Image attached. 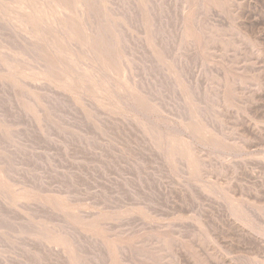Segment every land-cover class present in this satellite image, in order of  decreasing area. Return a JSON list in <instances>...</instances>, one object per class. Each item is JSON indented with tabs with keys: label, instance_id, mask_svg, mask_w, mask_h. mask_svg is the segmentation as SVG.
Here are the masks:
<instances>
[{
	"label": "rangeland",
	"instance_id": "obj_1",
	"mask_svg": "<svg viewBox=\"0 0 264 264\" xmlns=\"http://www.w3.org/2000/svg\"><path fill=\"white\" fill-rule=\"evenodd\" d=\"M84 1L0 0V264H264V0Z\"/></svg>",
	"mask_w": 264,
	"mask_h": 264
},
{
	"label": "bare ground",
	"instance_id": "obj_2",
	"mask_svg": "<svg viewBox=\"0 0 264 264\" xmlns=\"http://www.w3.org/2000/svg\"><path fill=\"white\" fill-rule=\"evenodd\" d=\"M9 1H10V0H9ZM11 1H12V0H11ZM42 1H43V0H42ZM69 1H71V0H69ZM83 1H84V0H83ZM93 1H94V0H93ZM3 2H4V1H3ZM57 2H58V1H57ZM72 2H74V1H72ZM85 2H86V1H84V4L87 5V4H86L87 2H86V3H85ZM91 2H92V0H89V3H91ZM26 3H27V2H26ZM31 3H32V2H31ZM45 3H46V2H45ZM65 3H66V2H65ZM80 3H81V2H80ZM94 3H96V1H95ZM7 4H9V3L7 2ZM22 4H24V3H22ZM43 4H44V3H43ZM51 4H52V3H51ZM57 4H58V3H57ZM25 5H26V4H25ZM33 5H34V4H33ZM33 5H32V6H33ZM59 5H60V4H59ZM64 5H65V4H64ZM81 5H82V4H81ZM89 5H90V4H89ZM7 6H8V5H7ZM10 6H11V5H10ZM20 6H21V5H20ZM28 6H29V5H28ZM55 6H56V5H55ZM60 6H61V5H60ZM67 6H68V5H67ZM71 6H72V5H71ZM93 6H95V5L93 4ZM93 6H92V7H93ZM102 6H103V5H102ZM1 7H2V6H1ZM26 7H27V6H26ZM56 7H57V6H56ZM86 7H88V6H86ZM90 7H91V6H90ZM95 7H96V6H95ZM54 8H55V7H54ZM12 9H13V8H12ZM18 9H19V8H18ZM29 9H32V8H29ZM68 9H69V8H68ZM72 9H73V8H72ZM8 10H9V9H8ZM70 10H71V9H70ZM76 10H77V9H76ZM9 11H10V10H9ZM11 11H12V10H11ZM13 11H14V10H13ZM72 11H74V10H72ZM77 11L79 12V9H78ZM77 11H76V12H77ZM1 12H2V11H1ZM25 12H26V10H25ZM78 12H77V14H79ZM90 12H91V8H90V11L87 12V13L89 14ZM19 13H20V12H19ZM65 13H66V12H65ZM67 13H68V12H67ZM72 13H73V12H72ZM97 13H98V12H97ZM25 14H27V12H26ZM25 14H24V15H25ZM90 14H91V13H90ZM95 14H96V13H95ZM3 15H4V14H3ZM5 15H6V14H5ZM5 15H4V16H5ZM18 15H19V14H18ZM44 15H45V14H44ZM98 15H99V14H98ZM105 15H106V14H105ZM91 16H92V15H90L89 17L91 18ZM102 16H103V15H102ZM102 16H101V17H102ZM6 17H7V16H6ZM64 17H65V16H64ZM3 18H4V17H3ZM10 18H11V17H10ZM27 18H28V17H27ZM29 18H30V17H29ZM32 18H33V16H32ZM36 18H37V16H36ZM74 18H75V17H74ZM98 18H99V17H98ZM98 18H97V19H98ZM102 18H103V17H102ZM105 18H106V17H105ZM30 19H31V18H30ZM34 19H35V17H34ZM37 19H38V18H37ZM93 19H94V18H93ZM103 19H104V18H103ZM2 20H3V19H2ZM4 20H5V18H4ZM68 20H69V19H68ZM74 20H75V19H74ZM84 20H86L85 17H83V21H84ZM94 20H96V18H95ZM107 20H108V19H107ZM148 20H149V19H148ZM186 20H187V19H186ZM5 21H7V20H5ZM8 21H10V20H8ZM8 21H7V22H8ZM17 21H19V20H17ZM29 21H30V20H29ZM34 21H36V20H34ZM40 21H41V20H40ZM62 21H63V20H62ZM89 21H90V20H89ZM99 21H100V20H99ZM109 21H111V20L109 19ZM187 21H188V20H187ZM36 22H37V21H36ZM49 22H50V21H49ZM84 22H86V21H84ZM91 22H92V21H91ZM94 22H95V21H94ZM102 22H103V20H102ZM111 22H112V21H111ZM1 23H2V22H1ZM3 23H4V22H3ZM10 23H11V22H10ZM58 23H59V22H58ZM58 23L56 22L55 24H58ZM61 23H63V22H61ZM69 23H70V22H69ZM86 23H87V22H86ZM12 24H14V23H12ZM34 24H35V23H34ZM40 24H41V23H40ZM71 24H72V23H71ZM87 24H88V23H87ZM97 24H98V23H97ZM103 24H104V22H103ZM109 24H110V23H109ZM4 25H5V24H4ZM4 25H3V26H4ZM15 25H16V24H14V27H15ZM58 25H59V24H58ZM64 25H65V24H64ZM84 25H86V24L84 23ZM94 25H95V24H94ZM100 25H101V23H100ZM187 25H188V24H187ZM12 26H13V25H12ZM33 26H35V25H33ZM37 26H38V25H37ZM40 26H42V25H40ZM40 26H39V27H40ZM56 26H57V25H56ZM74 26H75V25H74ZM86 26H87V25H86ZM86 26H85V27H86ZM103 26L105 27V24H104ZM107 26H108V25H107ZM5 27H6V26H5ZM5 27H4V28H5ZM9 27H10V26H9ZM35 27H36V26H35ZM47 27H48V26H47ZM75 27H76V26H75ZM18 28H19V27H18ZM43 28H44V27H43ZM52 28H53V26H52ZM56 28H57V27H56ZM58 28L61 29V27H58ZM64 28H65V27H64ZM78 28H79V27H78ZM78 28H77V30H78ZM82 28H83V27H82ZM184 28H185V27H184ZM193 28H194V27H193ZM195 28H196V27H195ZM9 29H10V28H9ZM11 29H12V28H11ZM20 29H22V28H20ZM44 29H45V28H44ZM50 29H51V28H50ZM71 29H72V28H71ZM86 29H87V31H88V28H86ZM5 30H6V29H5ZM27 30H28V29H27ZM46 30H47V29H46ZM53 30H56V29L53 28ZM57 30H58V29H57ZM64 30H65V29H64ZM97 30H98V29H97ZM97 30L95 29L96 33H97ZM106 30H107V29H106ZM188 30H189V28H188ZM7 31H8V29H7ZM18 31H19V29H18ZM51 31H52V30H51ZM70 31H71V30H70ZM109 31H110V30H109ZM12 32H13V31H12ZM24 32H25V30H24ZM29 32H30V31H29ZM49 32H50V31H49ZM57 32H59V33L62 35V31L60 32V31L58 30ZM91 32H92V30H91ZM17 33H18V32H17ZM19 33H20V32H19ZM21 33H22V31H21ZM25 33H26V32H25ZM30 33H33V32H30ZM81 33H82V31H81ZM88 33H90V31H89ZM98 33H99V30H98ZM98 33H97V34H98ZM101 33L105 35V36L103 35L105 38H107L106 33H103V32H101ZM101 33H100V34H101ZM188 33H189V32H188ZM34 34H35V33H33V35H30V36H34ZM38 34H39V33H38ZM42 34H43V33H42ZM50 34H51V33H50ZM77 34H79V33H77ZM77 34H76V35H77ZM82 34H83V33H82ZM92 34H94V33H92ZM97 34H94V35H97ZM111 34H112V33H111ZM10 35H11V34H10ZM21 35H22V34H21ZM36 35H37V34H36ZM61 35H60V36H61ZM83 35H84V34H83ZM94 35H93L92 37H94ZM98 35H99V34H98ZM187 35H188V34H187ZM190 35H191V34H190ZM13 36H14V35H13ZM22 36H23V35H22ZM30 36H29V37H30ZM37 36H38V35H37ZM37 36H36V37H37ZM44 36H45V35H44ZM62 36H63V35H62ZM109 36H110V33H109ZM109 36H108V37H109ZM11 37H12V35H11ZM25 37H26V36H25ZM41 37H42V36H41ZM56 37H58V36H56ZM88 37H89V36H88ZM98 37L100 38V36H98ZM98 37H97V38H98ZM30 38H31V37H30ZM30 38H29V39H30ZM64 38H65V37H64ZM64 38H63V39H64ZM105 38H104V39H105ZM109 38H111V37H109ZM109 38H107V39H105V40H107L108 42H109V40H113V41H114L113 38H112V39H109ZM17 39H18V38H17ZM22 39L25 40L26 38H22ZM29 39H26V40L29 41ZM36 39L38 40V38H36ZM50 39H51V38H50ZM63 39H62V40H63ZM82 39H83V38H82ZM84 39H85V38H84ZM84 39H83V40H84ZM89 39H90V38H89ZM92 39H95V38H92ZM108 39H109V40H108ZM32 40H33V39H32ZM72 40H73V39H72ZM96 40H97V39H96ZM102 40H103V39H101V40H99V41L102 42ZM73 41H74V40H73ZM97 41H98V40H97ZM22 42H23V41H22ZM24 42H26V41H24ZM44 42H45V41H44ZM59 42H60V41H59ZM74 42H75V43H74ZM74 42H73V43L76 44L77 41H74ZM85 42H86V41H85ZM85 42H84V45H85ZM93 42H94V41H93ZM101 42H100V43H101ZM33 43H34V42H33ZM33 43H32V45H33ZM39 43H40V42H39ZM39 43H37V44H39ZM61 43H63V42H61ZM66 43H67V42H66ZM71 43H72V41H71L69 44H71ZM94 43H95V42H94ZM102 43H103V42H102ZM102 43H101V44H102ZM21 44H22V43H21ZM25 44H26V43H25ZM27 44H30V43H27ZM34 44H35V43H34ZM48 44H49V43H48ZM51 44H52V43H51ZM51 44H49V45H51ZM54 44H55V43H54ZM74 44H73L72 46H74ZM88 44H89V43H88ZM95 44H96V43H95ZM105 44H106V43H105ZM111 44H112V43H111ZM111 44H110V45H111ZM30 45H31V44H30ZM30 45H29V46H30ZM40 45H42V44H40ZM92 45H93V44H92ZM24 46H25V45H24ZM26 46H27V45H26ZM35 46H37V45H35ZM46 46H47V48L49 49V47H48L47 44H46ZM64 46H65V45H64ZM68 46H69V45H68ZM89 46H90V45H89ZM103 46H104V45H103ZM106 46H107V44L104 46V50L107 52V50L105 49ZM114 46H115V45H114ZM41 47H42V46H41ZM55 47H56V46H55ZM69 47H70V46H69ZM83 47H84V46H83ZM100 47H102V46H100ZM108 47H109V45H108ZM110 47H111V46H110ZM110 47H109V49H110V51H111V49H112L113 47H112V48H110ZM38 48H39V46H38ZM51 48H52V50L54 49L53 46H52ZM57 48H58V47H57ZM75 48H76V47H75ZM92 48H93V47H92ZM102 48H103V47H102ZM102 48H101V50H102ZM41 49H42V48H41ZM64 49H65V48H64ZM89 49H91V47H90ZM107 49H108V48H107ZM30 50H31V49H30ZM57 50H59V48H58ZM57 50H56V51H57ZM73 50H74V49H73ZM75 50H79V51H81L80 49H77V48H76ZM95 50H96V49H95ZM104 50H103V51H104ZM70 51H71V50H70ZM79 51H78V52H79ZM97 51H98V50H97ZM110 51H109V52H110ZM113 51H114V50H112V51H111L112 53H110V54H113ZM45 52H46V49H45ZM50 52H51V51H50ZM74 52H75V51H74ZM81 52H82V51H81ZM85 52H86V51H85ZM93 52H94V51L92 50L91 53H93ZM117 52H118V50H117ZM40 53H42V52H40ZM51 53H52V52H51ZM54 53H55V52H54ZM61 53H62V51L60 52V55H61ZM71 53H72V52H71ZM75 53H76V52H75ZM99 53H100V52H99ZM102 53H103V52H102ZM56 54H57V53H55V55H56ZM63 54H64V53H63ZM79 54H81V53L79 52ZM79 54H77V56H78ZM103 54H104V53H103ZM40 55H41V54H40ZM47 55H48V54H47ZM52 55H53V54H52ZM105 55H108V54H105ZM53 56H54V55H53ZM56 56H57V55H56ZM58 56H59V55H58ZM69 56L72 57V55H69ZM73 56H74V55H73ZM77 56H76V57H77ZM87 56H88V55H87ZM42 57H43V56H42ZM47 57H48V56H47ZM59 57H60V56H59ZM67 57H68V56H67ZM57 58H58V57H57ZM60 58H61V57H60ZM64 58H65V57H64ZM89 58H90V57H89ZM110 58H111V56L109 57V59H110ZM114 58H115V56H114ZM114 58L112 57V59H114ZM44 59H45V58H44ZM68 59H70V58L68 57ZM92 59H93V58H92ZM100 59H101V58H100ZM106 59H107V58H106ZM115 59H116V58H115ZM115 59L113 60V62L115 61ZM118 59H119L120 61H121V59L123 60V58L120 59V57H119ZM45 60H46V59H45ZM48 60H50V59L48 58ZM52 60H53V58H52ZM70 60H71V59H70ZM72 60H73V58H72ZM76 60H77V59H76ZM93 60H94V59H93ZM53 61H54V60H53ZM56 61H57V60H55V62H56ZM64 61H65V60H64ZM64 61H63V62H64ZM85 61H86V60H85ZM105 61H106V60H105ZM111 61H112V60H111ZM39 62H43V61L41 60V61H39ZM58 62H59V61H58ZM77 62H78V61H77ZM107 62H108V61H107ZM116 62H117V61H116ZM116 62H115V63H116ZM123 62H124V61H123ZM52 63H53V62H52ZM56 63H57V62H56ZM67 63H68V61H67ZM71 63H72V62H70V64H71ZM78 63H79V62H78ZM78 63H77V64H78ZM7 64H8V63H7ZM39 64H40V63H39ZM59 64H60V63H59ZM77 64H73V63H72V65H77ZM80 64H81V63H80ZM83 64H84V63H83ZM117 64H118V63H117ZM49 65H50V64H49ZM81 65H82V64H81ZM84 65H86V64H84ZM113 65H116V64H113ZM7 66H8V65H7ZM9 66H10V64H9ZM44 66H46V65L43 64V67H42V65H41L42 70H44V69H43ZM55 66H56V65H55ZM59 66H60V65H59ZM86 66H87V65H86ZM118 66H119V65H118ZM50 67H51V66H50ZM50 67H49V68H50ZM65 67H66V66H65ZM65 67H64V68H65ZM67 67H68V66H67ZM67 67H66V68H67ZM77 67H78V66H77ZM77 67H76V68H77ZM88 67H89V66H88ZM114 67H115V66H114ZM116 67H117V65H116ZM47 68H48V66H47ZM47 68L45 67V69H47ZM68 68H69V67H68ZM73 68H74V67H73ZM78 68H80V67H78ZM93 68H94V67H93ZM37 69H38V68H37ZM52 69H53V68H52ZM52 69H51V70H52ZM54 69H56V68H54ZM57 69H58V68H57ZM95 69H96V67H95ZM42 70H41V71H42ZM48 70H49V69H48ZM80 70H81V69H80ZM91 70H92V68H91ZM119 70H120V69H119ZM23 71H24V70H23ZM44 71L46 72V70H44ZM44 71H43V72H44ZM58 71H59V69H58ZM61 71H62V70H61ZM63 71H64V70H63ZM67 71H68V70H67ZM74 71H75V70H74ZM77 71H79V70L77 69ZM92 71H93V70H92ZM98 71H99V70H98ZM117 71H118V70H117ZM126 72H127V71H126ZM39 73H40V72H39ZM58 73H59V72H58ZM61 73H62V72H61ZM117 73H118V72H117ZM123 73H124V72H123ZM43 75H44V73H43ZM48 75H49V73H47V76H48ZM55 75H57V72L55 73ZM63 75H64V73H63ZM75 75H76V73H75ZM84 75H85V73H84ZM118 75H119V73H118ZM127 75H128V73H127ZM35 76H36V73H35ZM39 76H40V75H39ZM64 76H66V75H64ZM108 76H109V75H108ZM108 76H107V77H108ZM41 77H42V76H41ZM48 77H51V75L48 76ZM58 77H59V75H58ZM60 77H61V76H60ZM79 77H80V76H79ZM84 77H85V76H84ZM84 77H83L82 79H85ZM92 77H93V76H92ZM120 77H121V76H120ZM51 78L53 79V76H52ZM66 78H68V77H66ZM86 78H87V77H86ZM90 78H91V77H90ZM94 78H95V77H94ZM108 78H109V77H108ZM115 78H116V76H115ZM127 78H131V77H129V75H128ZM45 79H47V78H45ZM49 79H50V78H49ZM49 79H48V80H49ZM58 79H60V78H58ZM58 79H57V80H58ZM91 79H92V78H91ZM95 79H96V78H95ZM105 79H106V78H105ZM55 80H56V78H55ZM57 80H56V81H57ZM86 80H87V79H86ZM88 80H89V79H88ZM42 81H43V80H42ZM46 81H47V80H46ZM51 81H53V80H51ZM62 81H63V80H62ZM62 81H61V82H62ZM100 81H101V80H100ZM67 82H68V81H67ZM67 82H65V83H67ZM78 82H80V81H78ZM83 82H85V81H83ZM95 82H97V81H95ZM102 82H103V81H102ZM124 82H125V81H124ZM51 83H52V82H51ZM55 83H56V82H55ZM63 83H64V82H63ZM104 83H105V82H104ZM131 83H132V82H131ZM131 83H129V84L132 85ZM133 83H134V82H133ZM38 84H39V82H38ZM42 84H43V83H42ZM42 84H41V86H42ZM86 84H88V83H86ZM71 85H72V84H71ZM74 85H75V84H74ZM84 85H85V84H84ZM100 85L102 86V84H100ZM100 85H99V86H100ZM110 85H112V84H110ZM134 85H135V84H134ZM106 86H108V85H106ZM80 87H81V86H80ZM112 87H113V85H112ZM71 88H72V87H71ZM88 88H89V87H88ZM109 88H111V87H109ZM113 88H114V87H113ZM136 88H137V87H136V85H135V86H134V89H136ZM129 89H130V88H129ZM129 89H128V90H129ZM134 89H131V90H134ZM70 90H71V89H70ZM75 90H78V88L75 89ZM116 90H117V89H116ZM67 91H68V90H67ZM89 91H90V90H89ZM93 91H94V90H93ZM93 91H92V92H93ZM109 91H110V90H109ZM138 91H139V90H138ZM139 92H140V91H139ZM139 92H138V93H139ZM79 93H80V92H79ZM82 93H83V92H82ZM84 93H85V92H84ZM116 93H117V92H116ZM141 93H142V92H141ZM86 94L88 95V92H87ZM91 94H92V93H91ZM117 94H118V93H117ZM127 94H128V93H127ZM98 95H99V93H98ZM113 95H114V93H113ZM134 95H135V94H134ZM120 96H121V95H120ZM122 96H123V95H122ZM122 96H121V98H122ZM95 97H96V96H95ZM123 97H126V95L123 96ZM135 97H136V96H135ZM90 98H91V97H90ZM109 98H110V97H109ZM92 99H93V98H92ZM141 101H142V100H141ZM147 101H148V100H147ZM95 102H96V101H95ZM114 102H115V101H114ZM142 102H143V101H142ZM87 104H88V102H87ZM108 104H109V103H108ZM124 104H125V103H124ZM99 105H100V104H99ZM110 105H111V104H110ZM110 105H109V106H110ZM143 105H144V104H143ZM89 106H90V105H89ZM111 106H112V105H111ZM144 106H145V105H144ZM122 107H123V105H122ZM141 107H142V106H141ZM102 108H103V107H102ZM108 108H109V107H108ZM125 109H126V108H125ZM127 110H128V109H127ZM138 111H139V110H138ZM138 111H137V112H138ZM142 111H143V110H142ZM98 112H99V111H98ZM131 112H132V111H131ZM127 113H128V112H127ZM133 113H134V110H133ZM155 114H156V113H155ZM141 115H142V114H141ZM100 116H101V115H100ZM104 116H105V115H104ZM142 116H143V115H142ZM147 117H148V116H147ZM127 118H128V117H127ZM130 118H131V117H130ZM133 118H134V117H133ZM106 119H109V118L106 117ZM106 119H105V120H106ZM143 119H144V117H143ZM145 119H146V118H145ZM154 119H155V117H154ZM169 119H170V118H169ZM126 120H127V119H125V122H127ZM188 120H189V119H188ZM101 121H102V120H101ZM103 121H104V120H103ZM106 121H107V120H106ZM149 121L151 122V120H149ZM152 121H153V120H152ZM191 121H192V123L194 124L193 120H191ZM130 122H131V120H130ZM163 122H164V121H163ZM197 122H198V121H197ZM102 123H104V122H102ZM109 123H110V122H109ZM120 123H121V122H120ZM106 124H107V123H106ZM121 124H122V123H121ZM126 124H127V123H126ZM150 124H151V123H150ZM108 125H109V124H108ZM123 125H124V124H123ZM126 126H127V125H126ZM144 126H145V125H144ZM130 127H132V126L130 125ZM130 127H129V128H130ZM140 127H141V126H140ZM154 127H155V126H154ZM181 127H182V126H181ZM152 128H153V125H152ZM165 128H166V127H165ZM191 128H192V127H191ZM196 128H198V127H196ZM146 129H150L151 131L153 130V132H155L154 129L147 128V126H146ZM162 129H163V128H162ZM162 129H161V130H162ZM140 130H142V129H140ZM197 130H200V128L197 129ZM158 131H159V130H158ZM194 131H195V130H194ZM143 133H144V132H143ZM156 133H157V132H156ZM158 133H159V132H158ZM160 133H161V131H160ZM166 133H167V132H166ZM169 133H170V132H169ZM186 133H187V132H186ZM188 133H189V132H188ZM200 133H201V132H200ZM202 133H203V132H202ZM190 134H191V132H190ZM198 134H199V133H198ZM153 135H154L153 137H156L157 139L159 138V137H158V134H157V135H156V134H153ZM155 135H156V136H155ZM171 135H172V134H171ZM201 135H202V134H201ZM148 136H149V135H148ZM167 136H168V135H167ZM193 136H194V135H193ZM153 137H152V138H153ZM164 137H165V136H164ZM164 137H163V138H164ZM203 137H204V136H203ZM145 138H147V137H145ZM156 138H155V139H156ZM160 138H161V137H160ZM167 138H168V137H166V139H167ZM169 138H170V137H169ZM195 138H196V137H195ZM200 138H201V137H200ZM155 139H153V140H155ZM162 140H163V139H162ZM167 140H168V139H167ZM172 140H174V139H172ZM210 140H211V139H210ZM146 141H147V139H146ZM168 141H169V140H168ZM175 141L177 142V140H175ZM175 141H174V142H175ZM179 141H180V140H178V142H179ZM203 141H204V140H203ZM174 142H172V143H174ZM204 142H205V141H204ZM208 142H209V141H208ZM148 143H149V142H148ZM150 143H152V142H150ZM162 143H163V142H162ZM172 143H170V144H172ZM158 144H159V143H157V145H158ZM175 145H176V144H175ZM189 145H190V147H192L191 144H189ZM177 146H178V145H177ZM179 146H180V145H179ZM153 147L155 148V146H153ZM156 147H157V146H156ZM158 147H159V146H158ZM158 147H157V148H158ZM166 147H167V145H166ZM175 147H176V146H175ZM175 147H174V148H175ZM181 147H182V146H181ZM184 147H185V146H184ZM159 148H160V147H159ZM188 148H189V147H188ZM151 149H152V148H151ZM168 149H169V148H168ZM168 149H165V150H168ZM181 149H182V148H181ZM181 149H180V150H181ZM183 149H184V148H183ZM161 150H162V149H161ZM172 150H174V149H172ZM176 150H178L177 147H176ZM180 150H179L178 156H179V154H182V153H183V152L180 153ZM192 150H193V149H192ZM174 151H175V150H174ZM184 151H185V150H184ZM199 151H200V149H199ZM161 152H162V151H161ZM194 152H195V151H194ZM166 153H167V152H166ZM172 153H174V152H172ZM199 153H200V152H199ZM161 154H162V153H161ZM164 154H165V152H164ZM184 154H185V152H184ZM162 156H163V155H162ZM166 156H167V154H166ZM176 157H177V156H176ZM197 158H198V157H197ZM199 158H200V157H199ZM199 158H198V160H199ZM165 159H166V158H165ZM175 160H176V159H175ZM186 160H187V159H186ZM192 160H193V158H192ZM200 160H201V159H200ZM170 161H171V158H170ZM179 161H180V160H179ZM164 162H165V161H164ZM167 162H168V161H167ZM182 162H183V161H182ZM186 162H187V161H186ZM186 162H185V163H186ZM199 162H201V161H199ZM171 163H172V161H171ZM169 164H170V163H169ZM179 164H180V163H179ZM188 164H189V163H188ZM188 164H187V165H188ZM198 164H199V163H198ZM198 164H197V165H198ZM180 165H181V164H180ZM183 165H184V164H183ZM194 168H195V167H194ZM235 204H236V203H235ZM230 205H231V204H230ZM232 205H233V204H232ZM232 205H231V206H232ZM237 206H238V205H237ZM65 245H66V244H65Z\"/></svg>",
	"mask_w": 264,
	"mask_h": 264
}]
</instances>
